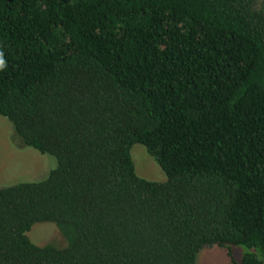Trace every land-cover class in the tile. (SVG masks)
Masks as SVG:
<instances>
[{"label":"trees","instance_id":"trees-1","mask_svg":"<svg viewBox=\"0 0 264 264\" xmlns=\"http://www.w3.org/2000/svg\"><path fill=\"white\" fill-rule=\"evenodd\" d=\"M260 2L0 0V115L58 160L0 186V264H197L207 245L264 264ZM136 143L165 181L137 174ZM39 221L66 245L34 243Z\"/></svg>","mask_w":264,"mask_h":264},{"label":"rangeland","instance_id":"rangeland-1","mask_svg":"<svg viewBox=\"0 0 264 264\" xmlns=\"http://www.w3.org/2000/svg\"><path fill=\"white\" fill-rule=\"evenodd\" d=\"M264 6L261 0L260 6ZM132 157L139 176L156 181H165L167 174L151 155L144 144L133 145ZM58 165L55 156L42 153L35 147L26 145L16 135L13 123L0 115V186H10L24 181L44 179ZM37 245L54 243L58 247L66 245V239L53 221L36 222L28 232ZM235 255L240 260L242 249L236 248ZM197 264H233L228 249L217 245L203 247L197 255Z\"/></svg>","mask_w":264,"mask_h":264},{"label":"clouds","instance_id":"clouds-1","mask_svg":"<svg viewBox=\"0 0 264 264\" xmlns=\"http://www.w3.org/2000/svg\"><path fill=\"white\" fill-rule=\"evenodd\" d=\"M0 65H2V62H0Z\"/></svg>","mask_w":264,"mask_h":264}]
</instances>
